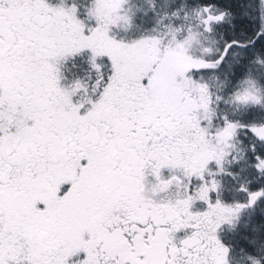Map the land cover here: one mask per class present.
<instances>
[{"label":"snow or ice","instance_id":"6c2138e0","mask_svg":"<svg viewBox=\"0 0 264 264\" xmlns=\"http://www.w3.org/2000/svg\"><path fill=\"white\" fill-rule=\"evenodd\" d=\"M0 264H264V0H0Z\"/></svg>","mask_w":264,"mask_h":264}]
</instances>
